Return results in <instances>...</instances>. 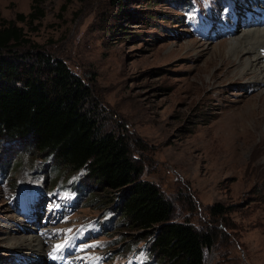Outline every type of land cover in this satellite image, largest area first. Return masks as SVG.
I'll list each match as a JSON object with an SVG mask.
<instances>
[{
    "label": "rangeland",
    "instance_id": "obj_1",
    "mask_svg": "<svg viewBox=\"0 0 264 264\" xmlns=\"http://www.w3.org/2000/svg\"><path fill=\"white\" fill-rule=\"evenodd\" d=\"M248 1L43 0L44 15L29 25L16 12H28L31 0H0L1 15L30 40L19 47L33 52L30 62L42 51L90 86L105 128L128 134L141 177L171 200L173 218L214 230L204 264H264L263 84L251 72L240 76L228 49L214 52L232 38L215 36L224 26L218 11ZM30 147L0 144V264L29 262L30 242L19 245L27 235L45 254L47 237L39 243L38 233L22 230L35 228L32 221L53 224L50 239L59 241L60 259L75 262L68 264H144L148 238L127 249L140 231L116 213L113 222L106 217L116 192L91 177L79 192L75 178ZM215 204L225 211L211 215Z\"/></svg>",
    "mask_w": 264,
    "mask_h": 264
},
{
    "label": "trees",
    "instance_id": "obj_2",
    "mask_svg": "<svg viewBox=\"0 0 264 264\" xmlns=\"http://www.w3.org/2000/svg\"><path fill=\"white\" fill-rule=\"evenodd\" d=\"M42 1L31 0L29 11L16 12V18L31 25L44 15ZM29 41L23 27L0 11L1 146L29 142L31 153L50 158L54 171L75 178L79 192L89 187L88 177L116 192L106 217L113 222L116 213L127 229L140 231L127 249L148 238L142 246L145 264H204L214 230L173 218L171 200L141 177L128 134L117 126L105 128L90 86L64 61L42 51L30 62L33 52L19 51ZM224 211L221 204L210 209L213 216Z\"/></svg>",
    "mask_w": 264,
    "mask_h": 264
},
{
    "label": "bare ground",
    "instance_id": "obj_3",
    "mask_svg": "<svg viewBox=\"0 0 264 264\" xmlns=\"http://www.w3.org/2000/svg\"><path fill=\"white\" fill-rule=\"evenodd\" d=\"M247 3L248 6L245 9L243 8L241 9V7L238 6V11H235L233 13L222 9L221 11L222 17L226 19V21L224 22L226 36H228V38L229 37L232 38L230 39V41L226 42L225 45H222V43L215 45L214 52L221 53L227 51L228 49V56L232 55L233 60H237V64L239 63L237 67L238 74L242 76V74L247 71L248 73L249 72L253 73L257 77L256 84L261 82L263 84L262 89H264V0H249ZM238 20H240L243 24L238 25ZM239 30L242 31L238 35H236V32ZM241 33L244 34L241 36ZM240 49H244L245 53L248 54V57L240 56L239 53L237 54V52ZM27 218L29 219L28 214H27ZM20 223H25V222L21 221ZM33 224L35 228H26V226L23 225L22 230L33 231V233H36V236L38 233L39 243H40V235L44 238L45 241H46L45 237H47L46 245L48 249L45 248L44 246L45 241L43 242V246H42L46 250L45 254L41 253L42 252L41 249L36 250L37 248L36 249L32 248V246L35 245L33 244L35 242L34 241L35 237H33L34 235L33 236L27 235L26 237H21L19 239V245H22L26 241L30 242L28 243V245H26V247L27 246L29 248L31 247L30 253L32 255H35V256L28 255L30 257V260L28 262V260L25 259L24 262L25 264L26 263L29 264L30 261L33 260L34 258H36L37 260L35 259V263L33 264L75 263L73 262L71 256L63 257L62 259L58 258L61 251V247L60 248H56V247L59 241L55 240L52 242V240L50 239V231L54 229L53 224L45 228L44 226H41V224L34 223L33 221L28 222L29 226H32ZM28 233L29 232H25V234ZM12 240L14 241V239ZM55 257H57L58 259H55ZM78 264H84V262L83 263L78 262Z\"/></svg>",
    "mask_w": 264,
    "mask_h": 264
}]
</instances>
